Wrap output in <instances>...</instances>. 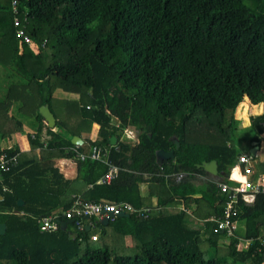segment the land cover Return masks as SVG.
Listing matches in <instances>:
<instances>
[{
	"label": "trees",
	"instance_id": "16d2710c",
	"mask_svg": "<svg viewBox=\"0 0 264 264\" xmlns=\"http://www.w3.org/2000/svg\"><path fill=\"white\" fill-rule=\"evenodd\" d=\"M12 1L0 20V62L14 59L26 80L10 85L0 102V131L25 137L40 153L0 149L18 157L0 178V264L264 263V193L238 204L243 236L215 233L210 220L225 200L217 181L233 183L229 173L241 154L230 142L241 125L235 108L244 121L257 115L250 119L257 145L264 136V0H16L32 44L15 36ZM56 89L78 98H56ZM13 101L36 118L35 132L8 114ZM43 104L55 130L43 124ZM93 123L94 140L71 142ZM126 128L138 140L123 137ZM92 145L107 148V161L120 168L116 179L99 180L107 165L87 157ZM159 149L174 155L159 165ZM77 152L85 154L75 160L77 175L65 178L52 159ZM211 160L220 180L197 166ZM258 166L254 181L264 161ZM140 183L149 184L146 196ZM77 194L154 210L146 219L96 221L90 230L69 223L41 232L37 219L67 209Z\"/></svg>",
	"mask_w": 264,
	"mask_h": 264
},
{
	"label": "built area",
	"instance_id": "2783aa9c",
	"mask_svg": "<svg viewBox=\"0 0 264 264\" xmlns=\"http://www.w3.org/2000/svg\"><path fill=\"white\" fill-rule=\"evenodd\" d=\"M13 15V25L15 27V36L27 43L32 44L30 37L24 32V26L21 24V19L17 15L18 8L16 0L11 4ZM45 41L41 44L44 45ZM134 132L135 140L137 139V133L132 128H126ZM33 137V135H32ZM79 153V152H78ZM108 150L104 146L92 145L86 154L90 160L100 161L107 165L106 172L101 175L99 180L102 183H108L117 178L120 168L107 161ZM83 157L85 155L79 154ZM253 156L249 153H241L237 157V165L239 166V179L232 178V170L229 173V180L231 183L224 182L222 180L217 181V187L221 193L225 195L224 205L221 215L217 217H211L210 220L215 223L213 232L224 233L227 237H235L237 234V215L238 204L242 201L245 205L253 203L255 195L257 193H264V173L259 177L257 181H254V167ZM18 162L17 154H8L7 152L0 153V177L2 173L10 170V168L16 165ZM73 202L67 209L61 212H54L50 215L37 219L39 230L41 232H54L60 227V221L70 220L77 230L81 231L86 226L93 227L96 221L101 223L103 218L109 220L114 219L120 213L134 214L138 218H148L149 214L154 210L152 206L148 207H135L127 201L118 202H106L100 201H88L82 198L81 195H72ZM63 218V219H61ZM85 219H89L86 221ZM94 220V221H93ZM98 234H93L91 238L96 240ZM240 237V236H239ZM250 240H247L249 243ZM263 242V241H262Z\"/></svg>",
	"mask_w": 264,
	"mask_h": 264
},
{
	"label": "crops",
	"instance_id": "0c3cea01",
	"mask_svg": "<svg viewBox=\"0 0 264 264\" xmlns=\"http://www.w3.org/2000/svg\"><path fill=\"white\" fill-rule=\"evenodd\" d=\"M4 2L5 3L0 2V20H3L2 19L3 7H5V6L7 7L8 6V9H10V6L8 5L9 3L7 2V0H5ZM6 52H8V51H6ZM0 64H2V63L0 62ZM12 64H15L14 59H11V61L8 64H6V65H12ZM3 66H5V65L3 64ZM15 70H16L15 74H12L10 72L6 73L7 76L10 77V80H12L11 83L9 82V83H6V84L3 85L4 89L6 90V92H7V90H8L10 85L23 83L26 80V78L17 70V68H15ZM14 75H16V76H14ZM6 92L0 90V100L4 99V95H6ZM77 98H78V96L76 95V99ZM20 106H21V102L20 101H13L11 106H10V108H9L8 114H10L16 120L20 121L26 128L30 129L32 132H35L37 130V128H38V125H39L38 121L36 120V118L34 116L27 115V114L21 112ZM43 124L46 125L44 123V121H43ZM93 126H95L96 137H97L98 125L96 123H93ZM54 130H55V128H54ZM62 132L64 133V135H68L69 136V132L68 131L63 129ZM85 134H88V133H84V134L82 133V135L80 136L82 138V140H83L80 145H82L84 143V141L86 139H88L87 136H85ZM0 137L2 138V134L1 133H0ZM49 137H50L49 134L46 133V128L42 127L41 133H40V139H41V141L43 142L44 145L46 144L45 142L47 141V139H49ZM1 138H0V149H2V148L15 149L16 147H19L20 155L25 154V155L34 156V155H38L40 153L38 149H32L29 146L28 140L25 139V137L23 138V137L20 136L18 138L14 131H12L11 133L8 134V138L7 139L1 140ZM85 143H87V141H85ZM80 145H78V146H80ZM253 146H254V144H252L251 148ZM258 150H259V146L257 147L256 153H257ZM88 151H89V149L85 151L86 154L88 153ZM79 154L85 155L84 153H80V152L78 153L77 152L76 157H74V158H54V159H52V162L54 163V166L57 167L58 170L64 175L65 178L74 179L76 177V175H77L75 160L77 158H81V156H79ZM211 177L214 178L213 176H211ZM201 178H206V177H201ZM216 179L220 180L221 178H216ZM139 189H140L141 195L142 196H146L148 194V192H149V184L148 183H140L139 184ZM1 199H2V196H1L0 200ZM155 202H156V198L153 197V204H155ZM239 222H242V229H241L240 232L238 231ZM87 227H88L87 230H90L92 228L90 226H86V228ZM244 227H245L244 226V221L243 220H238L237 221V231L242 236H243V234L245 232ZM125 241H126L127 244L130 243L131 240L129 239V236L125 237ZM262 264H264V263H262Z\"/></svg>",
	"mask_w": 264,
	"mask_h": 264
},
{
	"label": "rangeland",
	"instance_id": "374dc122",
	"mask_svg": "<svg viewBox=\"0 0 264 264\" xmlns=\"http://www.w3.org/2000/svg\"><path fill=\"white\" fill-rule=\"evenodd\" d=\"M4 1L5 0H1L0 2L5 3ZM4 12H6V10H4ZM6 14H7V12H6ZM15 68H17L15 64L5 65V66H3V64H0V90L1 91H5L6 92V90L4 89L3 85L6 84V83H9V82L10 83L12 82V80H10V77L7 76L6 73L10 72L12 74H15V72H16ZM14 76H16V75H14ZM53 95L56 98H64V99H72L73 100V99H76V95L77 94L68 93V92L62 91L60 89H56L54 91ZM4 98H5V95H4ZM245 98L247 100V97H245ZM3 100L4 99L0 100V102H2ZM237 108L238 107H236L234 112H233V117L235 119L239 120L241 125L238 126V128L234 131V134H233L230 142L232 143V145L234 146V148L236 150H238L239 152L248 154L253 142H256V141L252 140L253 130L250 127L251 126L250 119H251V117H255L257 115H248L247 121H244L243 119H241L238 116ZM263 111H264V106H263ZM246 112L247 111H246V108H245L244 109V114H246ZM5 122L6 121H4L3 123H5ZM246 124H247V126H245ZM135 132H136V130H135ZM0 133L2 134V138L0 137L1 140H5V139L8 138V134L9 133H3L2 131H0ZM87 133L88 134H85V136H87V138L92 139V140H94L96 138V129H95V126H93V124L91 126V130L89 132H87ZM122 135H123V137L126 136L125 134H122ZM258 137H259V139H258L259 150L257 151V154L254 156L255 162H253L254 167L257 168V169H259V166H258L259 163H262L263 160H264V136L263 135H259ZM199 224L200 223H198V225ZM238 228H239L238 231H241L242 222H239ZM225 242H223V243H225ZM219 244L222 245L221 242ZM210 251H212V250H210Z\"/></svg>",
	"mask_w": 264,
	"mask_h": 264
},
{
	"label": "water",
	"instance_id": "95a60500",
	"mask_svg": "<svg viewBox=\"0 0 264 264\" xmlns=\"http://www.w3.org/2000/svg\"><path fill=\"white\" fill-rule=\"evenodd\" d=\"M39 113L41 114L44 123L49 127V128H53L55 126L56 120L55 117L53 115V113L50 111L48 104H43L39 107ZM116 137L113 136L111 137V145H115L116 143ZM82 138L80 136H73L71 138V142L75 145H80L82 143ZM177 144L178 142L175 141ZM254 146L250 149L249 154L251 156H255L256 154V150H257V145L256 142H253ZM174 155L173 150L170 151H164V150H157L156 151V162L161 165L163 163L164 160H167L169 158H172ZM198 167H202L206 172H208L211 176H213L216 180V178H218V170H217V162L215 160H211V161H203L200 164L197 165ZM1 198V196H0ZM23 204L22 200H18L17 201V205H21ZM118 216L120 217H128L129 214L127 213H120ZM72 221L70 220H66V221H60V228L64 229L69 223H71ZM101 223L106 225L108 223V218H103L101 220ZM5 224L1 223L0 224V234H4L5 233ZM88 229V227L86 228Z\"/></svg>",
	"mask_w": 264,
	"mask_h": 264
},
{
	"label": "clouds",
	"instance_id": "9594fccd",
	"mask_svg": "<svg viewBox=\"0 0 264 264\" xmlns=\"http://www.w3.org/2000/svg\"><path fill=\"white\" fill-rule=\"evenodd\" d=\"M259 114V113H257ZM247 126V124L245 125ZM125 135L130 139V140H133L135 141V135H134V132L130 131V130H125ZM239 166L237 165L233 170H232V178L233 179H239Z\"/></svg>",
	"mask_w": 264,
	"mask_h": 264
},
{
	"label": "bare ground",
	"instance_id": "6f19581e",
	"mask_svg": "<svg viewBox=\"0 0 264 264\" xmlns=\"http://www.w3.org/2000/svg\"><path fill=\"white\" fill-rule=\"evenodd\" d=\"M11 169V168H10ZM83 198V197H82ZM2 200V199H1ZM105 201V200H104ZM111 202V201H110ZM133 215V214H132ZM120 217V216H119ZM72 224V223H71ZM57 232V231H56Z\"/></svg>",
	"mask_w": 264,
	"mask_h": 264
}]
</instances>
